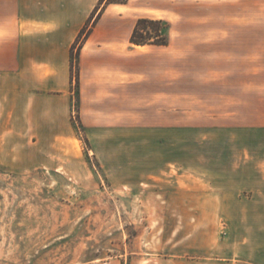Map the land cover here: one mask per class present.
<instances>
[{"label": "rangeland", "instance_id": "obj_1", "mask_svg": "<svg viewBox=\"0 0 264 264\" xmlns=\"http://www.w3.org/2000/svg\"><path fill=\"white\" fill-rule=\"evenodd\" d=\"M129 6L71 49L69 133L0 146V264H264V0ZM140 18L167 44H130Z\"/></svg>", "mask_w": 264, "mask_h": 264}, {"label": "crops", "instance_id": "obj_2", "mask_svg": "<svg viewBox=\"0 0 264 264\" xmlns=\"http://www.w3.org/2000/svg\"><path fill=\"white\" fill-rule=\"evenodd\" d=\"M134 1L104 8L83 43L81 60L93 44L117 42L109 32L119 30L118 22L129 16V5ZM98 3L99 0H0V146L14 144L11 131L15 129L69 133L71 49ZM149 5L150 10L156 9L152 3Z\"/></svg>", "mask_w": 264, "mask_h": 264}, {"label": "trees", "instance_id": "obj_3", "mask_svg": "<svg viewBox=\"0 0 264 264\" xmlns=\"http://www.w3.org/2000/svg\"><path fill=\"white\" fill-rule=\"evenodd\" d=\"M125 2H126L125 0L118 2L110 1L109 4L110 3L124 4ZM164 25L165 23L161 20H150L144 18L138 19L131 32L129 43L135 46H144L147 44L166 45L168 40L167 37L168 34H167V29L164 28L165 27ZM83 34H84L83 39H87L89 35V31L85 33V28H83L79 33L77 39L81 38Z\"/></svg>", "mask_w": 264, "mask_h": 264}]
</instances>
